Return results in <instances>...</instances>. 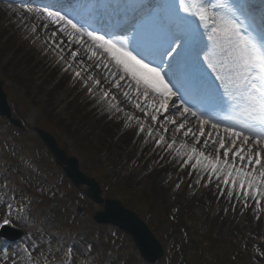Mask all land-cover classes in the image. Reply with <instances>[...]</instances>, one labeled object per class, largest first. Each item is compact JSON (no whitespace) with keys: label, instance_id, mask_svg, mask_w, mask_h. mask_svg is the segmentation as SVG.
Listing matches in <instances>:
<instances>
[{"label":"snow or ice","instance_id":"obj_1","mask_svg":"<svg viewBox=\"0 0 264 264\" xmlns=\"http://www.w3.org/2000/svg\"><path fill=\"white\" fill-rule=\"evenodd\" d=\"M7 8L74 84L190 167L196 184L214 183L229 201L264 210V0ZM10 223L5 216L0 228ZM37 247L24 249L25 264Z\"/></svg>","mask_w":264,"mask_h":264},{"label":"rangeland","instance_id":"obj_2","mask_svg":"<svg viewBox=\"0 0 264 264\" xmlns=\"http://www.w3.org/2000/svg\"><path fill=\"white\" fill-rule=\"evenodd\" d=\"M12 20L11 15L0 10V78L5 81L4 86L6 93H8L13 115L22 121L24 128H17L5 121L0 130V153L1 155L4 154V156L0 155V207L3 208L5 205L7 210H9V204L12 206L11 208L17 207L18 213L15 217L19 222L15 224V227L24 234L18 242L9 244L5 248V243L0 241V264H14V262L15 264H25L24 249L32 245L38 247L33 251L34 259L31 264H105V260L110 258L115 251L114 256H120L118 261L122 262L118 264H128L126 260H131V258L134 260L130 264H146L140 260L136 250H134V254L129 255L131 251L129 248L131 246L130 240L127 239L126 235H122L116 227L108 224L100 225L91 221L94 214L102 209V206L94 204L85 195V186L77 190L70 183L63 185L65 181L62 171L55 166V162L45 152L46 150L40 142L33 138L37 134L34 129L35 126H40L44 132L55 135L68 155L78 158L81 169L86 174L94 175L101 181L100 172L105 171L106 176H103L104 183L107 184L104 192L105 197H119L116 193L125 192L129 189L144 193L155 206L156 214L154 218L152 213L146 212L148 215L145 213V221L158 231L164 240L165 247L168 248V251L171 250L173 256L167 261L165 259L160 261L158 264L187 263L188 261L184 260L186 251L188 253L193 245L202 243L198 235L213 239L214 244L220 243V241H230L229 243L232 241L222 257L223 264H241L240 261L245 256L248 257L245 259L247 264H264V257L259 254L264 252V231L251 233L248 225H241V229L221 232L215 226L209 227L205 224L207 212L215 208L213 205L218 207L221 203L214 204L210 203L209 200L193 203L181 199L177 196L178 194L175 195L179 190L177 185L181 183V180L176 178L169 180L173 186L171 190L169 187L170 191L167 188L168 193L160 191L151 179L144 176V172L141 174L134 173L139 167L134 162L131 165L127 164L126 168L128 169L124 174H121L120 167L116 168V166L121 161L131 163L135 158L136 151L132 146H118L115 132L109 133L106 138L103 137L105 133L99 132L103 125L97 118L99 110L95 101H74L70 109L68 106L67 109L62 106L61 109L64 110L59 113L60 107L55 104L57 97L49 91L51 87H45L42 90V86L39 84L31 88L17 85L15 78H17L18 73L14 71L15 60L12 57H14L15 52L17 57H21L28 51V47L21 49L20 34L15 35L10 42H6L8 37H3L4 33L7 36L12 35L14 27L11 25ZM10 59L12 60L8 62ZM36 97L38 100H35ZM52 110H55L54 113H50ZM21 114H26L25 116L28 118L20 116ZM38 118L39 121L37 122ZM77 129L79 131H76ZM4 133L8 134L2 136ZM23 138L25 139L22 140ZM32 141L37 142L32 143ZM94 148L96 149L94 156L88 157L84 154L85 151L95 150ZM29 170L31 172L33 170L39 171L37 176L30 174L27 177ZM133 173L134 175L131 176ZM128 174L129 176H127ZM43 176L54 177L51 181L52 185H61L64 193L60 194H64L63 198L60 194L46 192L51 183L50 181L47 184L43 182L45 180ZM25 177L31 185L28 190L31 189L32 191L35 188L40 193L39 197H35L34 200L36 206L33 203L35 207L39 205L36 211H34V207L33 209L31 207L32 202L28 193L18 203L16 200H11L18 191L14 183H18L19 178ZM1 178L3 179L2 182ZM190 189V184L186 183L181 192L191 199L194 193H191ZM70 194L73 197L67 204L68 200L65 198ZM136 204L138 205V203ZM70 205H72L71 208H69ZM78 207L82 209L80 212ZM29 212L34 213L28 214ZM64 213L73 218L72 222L76 226L71 230H75L76 237L68 235L71 227H68L70 223L66 220L69 219L70 221L71 219L65 220ZM259 216L261 215L259 214ZM255 218L254 222L260 219V217ZM80 219H86L85 225L82 226ZM189 223L195 225L194 230L189 228ZM192 236L195 240L191 239ZM206 244L205 241L202 248H205L204 245ZM206 247L208 246L206 245ZM209 249H211L210 246L207 250ZM236 251L245 252V256H234ZM211 256L212 254L206 251L202 262L205 263ZM56 258L61 260L57 262ZM106 264H115V262L111 261Z\"/></svg>","mask_w":264,"mask_h":264},{"label":"bare ground","instance_id":"obj_3","mask_svg":"<svg viewBox=\"0 0 264 264\" xmlns=\"http://www.w3.org/2000/svg\"><path fill=\"white\" fill-rule=\"evenodd\" d=\"M20 2L11 4L13 7L22 10L26 5ZM8 4V2L0 0V10L12 16L13 20L11 25L14 27L11 36H7V34L4 33L3 37H8L6 42H10L15 35L20 34L21 38L19 44L21 49L28 47V51L22 54L21 57H17L16 52L14 57H12L15 60V63L13 64L14 71L18 73L17 78H15L17 85L31 88L34 85L39 84L42 86V90H44L45 87H51L50 90H46H49L51 94H54V96L57 97V102L55 104L60 107L59 113L64 110L61 109L63 107L67 109L68 106V109H70L72 102L74 101L82 100L84 102H94L78 83H73L69 73L62 71V66L55 62L54 55L43 46L42 40H37L33 43L34 37L30 33L17 27L13 22L17 17L8 10ZM11 60L12 59L8 60V62ZM29 96L31 97V95ZM35 100H38V97H36ZM48 100L50 99L48 98ZM97 106L99 110L97 118L103 125L99 132L105 133L103 134V137L106 138L109 133L115 132V139L118 146H132L136 151L135 158L131 163H128L129 161H121L116 166V168L120 167L121 174H124L126 169H128L126 168L127 164L131 165L134 162L135 165L139 166L137 170L135 169L136 171L134 173L141 174L144 172V176L151 179L152 182H154L155 187L160 191H166L167 193V188L169 190L170 187L171 190V187L173 186H171L169 180L175 178L180 179V187L175 195L178 194L177 196L181 197V199L193 203L201 200H209L210 203L212 202L214 204L221 203L218 207L213 205L215 208H212L207 212L205 224L209 227L213 225L219 231L223 232L237 228L241 229V225H248L251 233L256 231L261 232V230L264 231V210L259 212L256 211L254 202H250L252 207L244 208L243 204L238 203L234 198L229 201L226 194L220 196L219 190L215 187L214 183L207 184L206 180H202L200 184H196V173L192 172L191 175H189L191 172L190 167H183L181 161L173 159L172 155H169L166 149L157 147L155 142L148 137L146 133H140L138 127L134 124L132 127H125V121L122 114L112 116L105 108H103V106ZM126 110L130 111L131 109L126 108ZM54 111L55 110H52L50 113H54ZM136 114L140 115L139 113ZM76 131H79V129ZM145 141H147V143ZM134 173L131 176H133ZM127 176H129V174ZM186 183L190 184V187L194 189V196L191 199L184 196V193L182 194L181 192ZM226 191L227 190H225V193ZM233 207H235V210H233ZM216 208L217 210H215ZM261 209H264V202L261 204ZM259 214L261 216H259ZM257 216L260 217V219L254 222L253 220H255V217Z\"/></svg>","mask_w":264,"mask_h":264},{"label":"water","instance_id":"obj_4","mask_svg":"<svg viewBox=\"0 0 264 264\" xmlns=\"http://www.w3.org/2000/svg\"><path fill=\"white\" fill-rule=\"evenodd\" d=\"M3 82L0 81V112L2 114H6L7 116H10V108L7 102L6 94L3 92ZM41 135L44 138V140L51 146V148L57 153L59 156L60 160H64L67 164H69L70 169L66 168L67 173L71 176L74 180H76V177L79 175L76 167H77V162L73 159H65V156L63 155L62 152H60L57 149V146L54 142V139L47 133L41 131ZM61 163V162H60ZM75 166V167H73ZM82 180L87 181L82 177ZM91 189L88 191V194L96 201L99 203H105V210L102 213H97L95 218L99 222H113L116 225H119L123 228H125L127 231L131 232L138 242L139 246L141 247L142 253L144 256H146L150 260H156L155 258H152L148 253H147V246L150 245V243L153 240L152 236L149 234L146 226L139 221L137 216L133 214L132 212L124 209L120 202L118 201H109L105 200L103 201L100 197V189L98 187L97 183L90 184ZM9 236V235H8ZM17 235V237H19ZM11 238V236H9ZM150 242V243H149ZM148 244V245H147ZM147 245V246H146ZM160 253V251H159ZM157 253V254H159ZM159 256V255H158Z\"/></svg>","mask_w":264,"mask_h":264},{"label":"trees","instance_id":"obj_5","mask_svg":"<svg viewBox=\"0 0 264 264\" xmlns=\"http://www.w3.org/2000/svg\"><path fill=\"white\" fill-rule=\"evenodd\" d=\"M126 194V198H127V202H132L133 199L135 200L136 198V194L133 192V191H126L125 192ZM236 246V245H234ZM231 256V255H230ZM234 256H238V257H241V256H245V252H242V251H236L235 252V255ZM248 258L247 256H245L244 258H242V260L240 261V263H244V264H247L245 261V259ZM223 260V259H222ZM221 261V263H223V261Z\"/></svg>","mask_w":264,"mask_h":264}]
</instances>
